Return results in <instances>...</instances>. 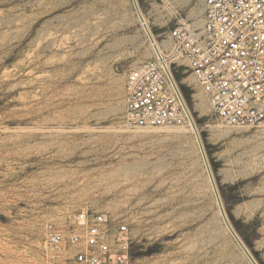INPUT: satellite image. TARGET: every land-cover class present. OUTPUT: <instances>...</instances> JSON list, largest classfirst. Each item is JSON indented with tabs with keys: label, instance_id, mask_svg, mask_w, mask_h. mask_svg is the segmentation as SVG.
<instances>
[{
	"label": "rangeland",
	"instance_id": "374dc122",
	"mask_svg": "<svg viewBox=\"0 0 264 264\" xmlns=\"http://www.w3.org/2000/svg\"><path fill=\"white\" fill-rule=\"evenodd\" d=\"M136 2L166 56L171 28L201 22L203 0ZM154 51L133 0H0V264H69L49 236L80 210L127 224L128 264H251L194 132L124 123L126 74ZM171 70L225 215L264 264V128L225 126L182 59Z\"/></svg>",
	"mask_w": 264,
	"mask_h": 264
},
{
	"label": "built area",
	"instance_id": "2783aa9c",
	"mask_svg": "<svg viewBox=\"0 0 264 264\" xmlns=\"http://www.w3.org/2000/svg\"><path fill=\"white\" fill-rule=\"evenodd\" d=\"M168 37L170 55L155 50L126 74L125 125L194 123L171 70L179 58L222 124L264 128V0H203L200 24L179 21ZM73 225L66 237L49 236L55 252L62 244L73 247L69 264H128L130 236L121 218L80 210Z\"/></svg>",
	"mask_w": 264,
	"mask_h": 264
},
{
	"label": "water",
	"instance_id": "95a60500",
	"mask_svg": "<svg viewBox=\"0 0 264 264\" xmlns=\"http://www.w3.org/2000/svg\"><path fill=\"white\" fill-rule=\"evenodd\" d=\"M133 4H134V8H135V11L137 13V16H138V19H139L140 23H143V20H142V17H141V13L139 11V8H138V5H137L136 0H133ZM143 27L145 28V32L148 34L147 29L144 26V24H143ZM193 132H194L195 139L197 141V145H198L199 152L201 154V158L203 160L204 166L206 168V171L208 173V176H209V179H210V182H211V185H212V189H213V192H214V195H215V199H216V204H217V207H218V211H219V213H220V215H221V217H222V219H223V221L225 223V226L229 230L230 234L234 237V239L246 251V253L248 254V256L251 259L252 263L253 264H257L256 261L251 256V254L249 253V251H247V249L245 248V246L243 245V243L241 242V240L239 239V237L237 236V234L235 233V231L233 230L231 224L229 223V221H228V219H227V217L225 215V212H224V209H223V206H222V203H221L219 194H218L217 189L215 187V183H214V180H213V177H212L210 168H209V164L207 162V158L205 156V152H204V149H203V146H202L200 137H199V135H198V133L196 131H193Z\"/></svg>",
	"mask_w": 264,
	"mask_h": 264
},
{
	"label": "bare ground",
	"instance_id": "6f19581e",
	"mask_svg": "<svg viewBox=\"0 0 264 264\" xmlns=\"http://www.w3.org/2000/svg\"><path fill=\"white\" fill-rule=\"evenodd\" d=\"M141 17H142V20H143V23H141V25L143 26V24H144V26L146 27V29H147V32H148V34H147V36L149 37V42H150V45H151V47L154 49V50H156V51H158L163 57H165L166 55H165V47L167 46V45H162L160 42H158L157 40H156V38L152 35V34H150V31L148 30V27H147V25H146V21L144 20V18H143V16L141 15ZM144 28V27H143ZM144 30H145V28H144ZM203 111V110H202ZM186 126H187V128L189 129V130H192V131H196L197 132V128H196V126H195V124L193 123V122H191V123H189V124H186ZM198 133V132H197ZM199 135V134H198ZM211 184V183H210ZM237 242V241H236ZM237 244L239 245V247H240V249L242 250V252H243V254L250 260V262H251V264H253L252 263V261H251V259L249 258V256H248V254L246 253V251L241 247V245L237 242ZM248 251V250H247Z\"/></svg>",
	"mask_w": 264,
	"mask_h": 264
}]
</instances>
